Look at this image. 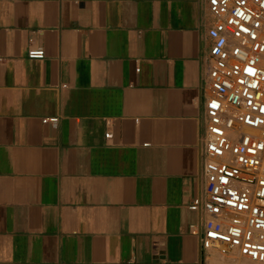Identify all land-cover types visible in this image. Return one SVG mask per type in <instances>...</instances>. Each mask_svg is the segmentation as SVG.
<instances>
[{"label":"crops","instance_id":"obj_1","mask_svg":"<svg viewBox=\"0 0 264 264\" xmlns=\"http://www.w3.org/2000/svg\"><path fill=\"white\" fill-rule=\"evenodd\" d=\"M212 23L209 0H0V264L237 263L191 232Z\"/></svg>","mask_w":264,"mask_h":264},{"label":"built area","instance_id":"obj_2","mask_svg":"<svg viewBox=\"0 0 264 264\" xmlns=\"http://www.w3.org/2000/svg\"><path fill=\"white\" fill-rule=\"evenodd\" d=\"M209 11L200 137L205 196L191 205L202 215L191 232L203 255L264 264V0H209ZM28 56L43 58L45 50Z\"/></svg>","mask_w":264,"mask_h":264},{"label":"bare ground","instance_id":"obj_3","mask_svg":"<svg viewBox=\"0 0 264 264\" xmlns=\"http://www.w3.org/2000/svg\"><path fill=\"white\" fill-rule=\"evenodd\" d=\"M250 264H257V263H254V262H250Z\"/></svg>","mask_w":264,"mask_h":264}]
</instances>
